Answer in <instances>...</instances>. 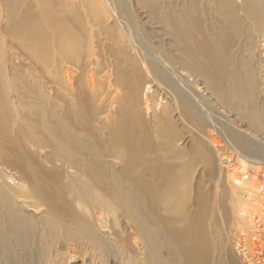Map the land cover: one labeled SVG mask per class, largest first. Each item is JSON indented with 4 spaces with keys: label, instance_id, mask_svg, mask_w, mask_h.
<instances>
[{
    "label": "bare ground",
    "instance_id": "6f19581e",
    "mask_svg": "<svg viewBox=\"0 0 264 264\" xmlns=\"http://www.w3.org/2000/svg\"><path fill=\"white\" fill-rule=\"evenodd\" d=\"M263 201L264 0H0V264H248Z\"/></svg>",
    "mask_w": 264,
    "mask_h": 264
},
{
    "label": "rangeland",
    "instance_id": "374dc122",
    "mask_svg": "<svg viewBox=\"0 0 264 264\" xmlns=\"http://www.w3.org/2000/svg\"><path fill=\"white\" fill-rule=\"evenodd\" d=\"M226 156L229 157L231 155L227 154ZM234 156L235 155H232V159L229 161L223 160V165H224L223 168L229 175L235 174L236 176L238 175L241 176V175H244V173L248 175L254 174V172H256V170L258 169V166L256 165H252L248 163L246 164V166L242 165V162L238 160L237 157H234ZM261 178L259 177V179ZM258 204H254V203L243 204L242 206L243 210H245L247 215H245L244 219L242 220V223H241L242 229L238 233L239 235L238 237L239 239H241V241L239 242L238 240L235 239V242H237L238 244V251L240 252L242 256L244 255L243 256L244 260L245 262H248V264H264V201L263 203L258 202ZM253 245H256V246L253 247ZM250 248H252L251 249L252 252L250 251ZM251 260H254V262L249 263V261ZM72 264H74V262H72Z\"/></svg>",
    "mask_w": 264,
    "mask_h": 264
}]
</instances>
